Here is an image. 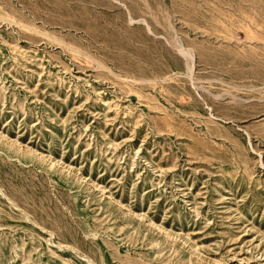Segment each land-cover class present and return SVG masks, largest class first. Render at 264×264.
<instances>
[{
    "label": "rangeland",
    "instance_id": "374dc122",
    "mask_svg": "<svg viewBox=\"0 0 264 264\" xmlns=\"http://www.w3.org/2000/svg\"><path fill=\"white\" fill-rule=\"evenodd\" d=\"M0 264H264V0H0Z\"/></svg>",
    "mask_w": 264,
    "mask_h": 264
}]
</instances>
